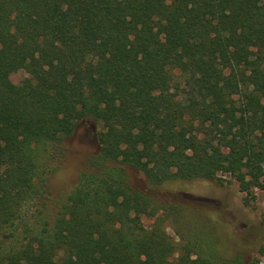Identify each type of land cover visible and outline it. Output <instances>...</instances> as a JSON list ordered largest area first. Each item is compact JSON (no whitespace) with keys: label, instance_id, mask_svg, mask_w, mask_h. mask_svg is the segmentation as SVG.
Here are the masks:
<instances>
[{"label":"trees","instance_id":"1","mask_svg":"<svg viewBox=\"0 0 264 264\" xmlns=\"http://www.w3.org/2000/svg\"><path fill=\"white\" fill-rule=\"evenodd\" d=\"M85 119L98 148L49 208L52 150ZM126 166L157 185L234 181L252 204L264 0H0V264H264V240L248 261L176 242L161 210L183 214L133 188Z\"/></svg>","mask_w":264,"mask_h":264},{"label":"rangeland","instance_id":"2","mask_svg":"<svg viewBox=\"0 0 264 264\" xmlns=\"http://www.w3.org/2000/svg\"><path fill=\"white\" fill-rule=\"evenodd\" d=\"M28 76L26 70L20 68L12 72L10 78L19 82ZM96 130L93 121L82 120L69 137L53 148L55 168L46 182V204L49 208L61 194L70 191L88 156L97 150ZM126 172L133 188L169 207V211L177 207V215L183 214L176 222L175 214L161 210L167 215L164 223L166 231L176 242H182V237L185 241L191 234L193 238L198 236V239L211 242L222 259L240 257L248 261L260 258L258 248L264 240V189H255L254 201L245 205L244 193L239 191L234 181L221 184L217 179H178L157 185L150 183L135 167L126 166ZM153 221L154 217H143L142 224L147 228ZM202 245L206 246L205 243Z\"/></svg>","mask_w":264,"mask_h":264}]
</instances>
